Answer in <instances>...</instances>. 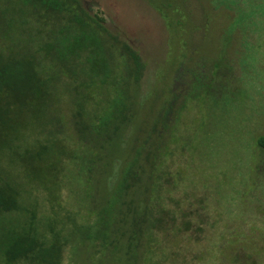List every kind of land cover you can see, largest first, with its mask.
<instances>
[{
    "label": "trees",
    "instance_id": "obj_1",
    "mask_svg": "<svg viewBox=\"0 0 264 264\" xmlns=\"http://www.w3.org/2000/svg\"><path fill=\"white\" fill-rule=\"evenodd\" d=\"M246 2L236 7L224 47L238 34L240 47L255 46L246 35L259 31L264 0ZM147 73L141 53L84 0H0V264H61L76 234L116 260L129 257L146 231L151 264H159L158 232L168 236L176 226L156 214L169 183V130L184 96L175 107L180 96L172 93L129 154L126 133L135 125ZM208 95L215 107L219 97ZM258 145L264 148V136ZM123 152V162L109 160ZM102 177L110 178L111 196L107 205L96 203L92 225L62 215L64 191L77 183L91 193ZM140 187L151 191L149 208L128 197ZM44 202L47 218L40 213Z\"/></svg>",
    "mask_w": 264,
    "mask_h": 264
},
{
    "label": "rangeland",
    "instance_id": "obj_2",
    "mask_svg": "<svg viewBox=\"0 0 264 264\" xmlns=\"http://www.w3.org/2000/svg\"><path fill=\"white\" fill-rule=\"evenodd\" d=\"M149 1L162 17L146 0L84 3L91 13L102 14L109 29L120 32L148 65L135 125L126 133L129 154L151 131L163 103L173 100L172 93L180 96L175 107L184 96L169 130V183L161 190L156 214L176 226L168 236L158 232L159 264H264V148L258 145L264 136V16L256 17L262 22L259 31L246 35L255 46L240 47L242 34H236L232 45L224 47L236 7H245L247 0L238 5L235 0ZM206 18L207 25L195 33ZM210 93L219 97L215 107ZM126 157L123 152L109 160L121 163ZM99 181L100 188L91 193L77 183L64 191L62 215L92 225L96 203L107 205L112 191L110 178ZM128 197L151 205V191L144 187ZM47 205L40 211L45 218L51 215ZM117 209L124 212V207ZM148 238L147 231L141 233L137 249L115 260L99 243L96 247L76 234L64 248L61 264H151Z\"/></svg>",
    "mask_w": 264,
    "mask_h": 264
}]
</instances>
